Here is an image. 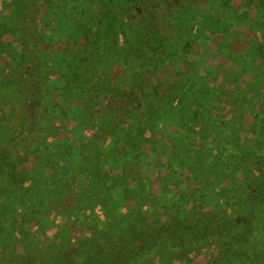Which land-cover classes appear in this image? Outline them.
I'll return each instance as SVG.
<instances>
[{"label":"rangeland","instance_id":"374dc122","mask_svg":"<svg viewBox=\"0 0 264 264\" xmlns=\"http://www.w3.org/2000/svg\"><path fill=\"white\" fill-rule=\"evenodd\" d=\"M56 1H59L58 7L53 11L56 19L51 21L50 27L44 28L39 24L40 22H37L40 21L39 18L37 21L34 19L35 23L37 22L36 25L41 27L35 28L33 25L30 30L24 28L22 38L17 34L11 36L0 29V78L10 74L6 68L11 58L9 53L16 58V53L22 50L25 44L40 61L43 73H38L41 81L37 84V89L38 93L41 92L42 98L47 99L46 105L44 104L37 118L35 110H32V115L29 114L27 117L26 106L21 107L17 101L23 92H20L18 87L23 84V80L16 85L17 95L13 87L0 92V117L4 114L5 117L10 118L12 111L15 110L16 116L23 119L21 122L24 127L27 126L29 118L31 122L37 119L39 133V140L28 142L24 152L12 156L10 160L14 162L13 164H17L18 180L24 188L15 195L16 200L32 214L33 222L28 225L29 222L25 217L17 220L18 226L19 224L21 226L19 232L23 237V241L16 244V253L19 255L0 258V264L4 260L10 262L13 261L12 258H19L26 252L24 247L27 245H30L29 248L32 249L29 251V259L33 264H93L99 259L98 256L78 251L80 249L78 242H84L82 238L92 237L94 231L95 237L101 236L106 216L98 207V190L93 191L90 187L82 188L74 179L78 174V168L83 165L81 163L85 161L82 157L85 154L81 155L79 147L81 144H86L87 138H82L70 130L65 131L67 127L70 128L73 125V121L66 118L65 111L62 109V107L67 109L68 104L77 106L79 101L84 100L87 95L80 87V79L73 81L68 67L69 61L73 60L77 54V49L83 48L84 43H87L84 40L86 34L92 37L90 45L93 46L91 51L94 53L90 55V58L93 60V65L98 64V67L101 64L104 65L102 69H99L98 75L104 80L103 88L108 92V97L102 99L105 109H110L107 105V100L110 98H117L120 101L117 107L133 109L151 91L149 82L154 83L156 88H162L160 82L167 80L181 85L187 78L193 77L192 72L206 79L204 81L214 88V94L206 93L205 95L207 107L213 106L216 102L214 96L223 95L226 92L237 95L235 99L228 97L227 101H223L219 110L212 109V113L216 112L214 117L207 114H201L198 117L184 114V121L167 123L168 125L164 126L158 125L152 135L145 132H139L140 137L137 134L132 135L133 138L136 136L140 145H144V139L147 143L157 142L158 144L146 155L149 164L139 157L138 160H133L130 168L137 177L141 176L138 193L144 197L148 196L150 203H138L140 196L135 195L133 202L121 205L120 211L125 215L127 210L136 204L139 213L143 215L139 218H146L148 224L153 217L157 220V226H154L156 232L152 234L151 241L166 240L170 242V245H181L182 248L184 244L188 245L186 252L181 250L176 254L155 251L150 260H145L143 257L141 263L264 264V192L258 190L259 186L264 185V133L261 132L264 127V62L253 61L258 63L253 65L251 63L254 71L241 74L242 69L245 71L243 66L246 67L243 59L236 57L235 62L230 66L225 58L227 55L234 56L233 54L236 53L240 55L242 53L240 48L228 49L221 57L214 53L215 48L207 50L201 45H195L191 52L183 53L181 47L185 35L182 30L179 31L177 28L176 33L168 30L166 36L163 35L165 34L164 26L161 23H158L161 27L160 36L150 37L156 48L154 60L148 61L149 56L146 53H143L142 59L129 57L126 59L128 61L117 60L112 50L114 38L110 36V33L105 34L111 28L120 27L118 24L116 26L117 20L114 22L116 17L113 13H109L107 18L102 16L99 20L100 24H97L98 29L95 35L87 30L89 26L87 18L92 16V12L104 10L110 5L117 9L123 6L121 1L115 3L111 0ZM186 1L194 8L198 5L196 10L199 11V15L203 13L204 7H199L201 4L199 0ZM238 2L239 0L235 5H238ZM1 3L0 23L3 24L11 13L3 10ZM165 4H168L165 10L172 4L180 9L179 0H166ZM209 7L210 5L207 8L213 14V8ZM165 10L164 13H167ZM106 11L109 12L108 9ZM149 12L152 14L147 18V23H144V32L140 28L132 27V32L127 35L130 46L126 51L132 55L140 53V48L144 49V35L149 34L156 27L154 18L158 13L150 10ZM230 13L232 15V12L226 9L222 19H226ZM41 14L43 15L44 12ZM59 18L62 19L63 24L61 30L57 22ZM244 29L239 28L237 32L242 33L243 36L247 33L246 37L249 39L252 31ZM39 30H42V33ZM29 31L34 34L33 37L27 34ZM187 36L194 40L196 27ZM64 38H69L72 44L64 42ZM216 39V41L221 40V35H216ZM117 45L124 46V37L121 39L117 36ZM100 56H102L101 60ZM84 59L87 61L86 57ZM51 64H54V67L50 68ZM215 65L221 66L222 72L213 73ZM90 73H83V77L87 79ZM133 80L140 82L143 86L139 88L137 84L131 82ZM27 91L26 95L20 98L21 101L26 102L29 98L30 92ZM5 93L10 94L5 95ZM57 95L66 98V106L61 107V104H57ZM29 100L30 98L28 102ZM15 104L17 107H14ZM53 104L58 105L54 108L55 110H51ZM109 112L115 119V112L113 110ZM130 114L122 116V118H130V121L128 119L123 121L122 126L127 127L131 124L133 115ZM82 117L81 114L77 115L79 122ZM120 126L118 125L119 128ZM184 126H187V129H184ZM90 133V131L87 132V134ZM123 138L120 137L121 140ZM69 144L70 146L67 147L66 145ZM93 155L92 151L88 156ZM143 155L140 153V156ZM114 159L120 160V155L114 156ZM44 164L48 168L54 167L53 172L48 171V175L52 174V176L54 171H58L57 165L66 168L56 178L57 181H62L63 179L60 180V178L66 175L67 183L54 185V188L48 191L42 190L43 199L50 194L52 197L54 195L58 197L70 193L76 198L78 196L83 198L84 203H77L74 197H69V206L65 211L60 210V214H57L59 211L56 209L54 214L45 213L43 199L38 205H34L29 194H25V190H30V184L35 180L36 175L40 174L41 177L43 172L38 170L40 165ZM36 168H38L37 172ZM71 168L75 170L71 171ZM106 170L105 167L104 171ZM171 171L178 178V185L173 187L167 183L168 189L163 192L159 182H167L168 173L171 174ZM110 172L113 171L110 170ZM145 172L148 173L146 174L148 180H144ZM67 174H71L72 177H68ZM51 178L47 177L43 181L44 186L41 187L45 189L46 185L49 186ZM10 183V181L6 182L8 188ZM5 190L4 188L0 191L7 194ZM249 190L254 194L250 195ZM3 204L6 202L4 201ZM13 205L11 201L6 205L9 207L4 211L7 217L22 213L17 208L19 205ZM95 219L97 222L93 223ZM115 220L116 218L113 221ZM58 229L62 230L61 233L68 235L70 243L75 245H68V241L57 247L60 244ZM47 245L49 248L45 252V257L38 248H44ZM67 249L72 253L69 258L65 256L68 253H63ZM141 249L145 250L143 247L138 251Z\"/></svg>","mask_w":264,"mask_h":264},{"label":"trees","instance_id":"16d2710c","mask_svg":"<svg viewBox=\"0 0 264 264\" xmlns=\"http://www.w3.org/2000/svg\"><path fill=\"white\" fill-rule=\"evenodd\" d=\"M55 1L56 0H1L2 3H0L3 10L9 11L11 14L6 18L3 24L0 23V29L11 36L17 34L18 37L22 38V33L25 32L24 28L30 30V27L33 25L35 28L36 26L41 27V25L44 28L50 27L52 24L51 21L56 19V15H54L53 11L58 7L59 1ZM111 1L112 3L121 1L123 6L117 9L112 5L108 6V8L105 7L104 10H101L102 16L113 13V16L116 17L119 13L129 11L128 8H126L127 6L132 5L131 7H133L135 3L142 2V0ZM185 1L186 0H179L180 9H177L175 5L172 4L165 10L167 13H164V11L160 10V7H164V0H144V3H146L150 11L160 15L156 27H154L149 34L144 35L146 41H144V49L140 48V53L133 55L126 51L130 43L127 39L128 36L124 33L123 27L120 26L116 29L113 39L114 47L112 49L113 53H115V58L125 61H128L126 59H129V57L133 59H142L143 53H146L149 56L147 59L148 61L154 60L156 48L150 37L156 38L160 36L159 32L161 27L158 26V23H161L164 26L165 34L163 35L167 36L168 30H173L174 33L177 32V28L179 31L182 30L185 35L181 47L183 53L186 51L191 52L195 45H201L207 50L215 48L214 53L219 54L221 57L228 49L233 50L240 48L242 50L240 55L236 53L233 54L234 56L227 55L225 58L231 66L233 62H235L236 57H241L247 67L243 66L246 72L242 69L241 74L254 71L253 67H251V63L253 65L257 62L253 61H259L260 63L264 62V0H239L238 5H235L238 0H199L201 2L199 7H204V11L200 13V15L198 14L199 11L196 10L198 5L194 8L189 2L187 3L186 1L185 3ZM116 5L118 6V3ZM209 5L213 8V14L207 8ZM154 7L156 8L153 9ZM107 9L109 12L106 11ZM226 9L230 10L232 15L230 13V16L226 19H222ZM113 10H117V13H114ZM43 12L44 14L42 15L41 13ZM37 18H39L40 21H37ZM34 19L40 22L39 24L41 25H36L37 22L35 23ZM57 22L61 30L63 28L62 19L59 18ZM194 27H196V36L194 40H191L187 35H190ZM239 28L251 30V37L247 39V33L243 36L242 33L237 32ZM39 31L42 33V30ZM119 33L124 36V46L117 45V36ZM27 34L31 37L34 36L31 31ZM86 35L84 40L87 43H84L85 46H83V48L77 49V54L74 59L69 61L67 58H64L66 61H69V74L73 76V81L80 79V87L87 93L85 96L86 98L79 101L77 106H71L70 104L66 106V98L60 95L56 96L57 104H61V107L64 105L67 107V109L62 107L65 111L66 118L73 121V125L70 128L67 127L65 131L70 130V132L74 134L77 133L82 138H87L86 144H81L79 147L81 155H83V153L85 154V156H82L85 161L81 163L85 167L81 165L79 167L81 170L78 168V174L75 175L76 177H74V179L82 188L90 187L93 191L98 190V207L106 216L101 236L95 237L94 231L92 237L82 238L84 242H78V247H80L78 251L98 256L99 259L93 264H143L141 263L143 257L145 260H150L155 251L173 254L181 250L186 252L188 245L185 244L182 248L181 245H170V242L166 240L159 242L151 241L152 234L156 232L154 229L156 227L154 226H157V220L153 217L148 224L145 220L146 218H141L143 215L141 212L139 213L136 204H133L125 215L120 211L121 205L133 202V197L135 195L140 196L138 203H150L148 196L145 195L144 197L138 193L140 192L139 189L141 184L139 180H141V178L139 177L141 176L137 177L130 168L132 167L133 160H138L139 157L149 164L146 155L152 152L158 144L157 142L147 143L144 139V145H140L138 144L136 136L133 138L132 135L137 134V136L140 137L139 132L152 135L158 125L164 126L167 123L173 124L172 122L184 121V114L197 117L201 114H207L214 117L213 115L216 114V112L212 113V109L216 111L219 110L223 101H227L228 97L230 99H235L237 95L232 92H226L223 95L214 96L216 102L213 106L207 107V98L205 95L206 93L208 95L214 94V88L208 85L207 81H204L206 79L201 78L196 72H192L191 75L193 77L187 78L181 85L167 80L160 82L163 86L162 88H156L154 83L149 82L151 91L148 92L144 100L139 101L133 109L117 107L120 104L117 98L108 99L107 105L110 109H105L104 104H102V99L103 97H108V92L103 88L104 80L100 79L98 75L99 69H102L104 65L101 63L99 67L98 64L93 65V60L90 58V55L94 53V51H91L92 46L90 45L92 37L91 35ZM216 35H221V40L216 41ZM19 40L21 41L22 39ZM64 42L72 44L69 38H64ZM208 43H210V45H208ZM27 47L28 46L24 44L22 50L16 53V58L12 53H9L11 58L6 68L10 74L0 78V92L1 90L5 91L9 87H13L17 95L18 89L16 85H18L19 81L23 80V84L18 86L19 91L23 92L20 94L17 101L21 107L26 106L27 117L32 113V110H35V117L37 118L46 105L47 99L42 98L41 92L39 91L38 93L37 89V84L41 81L40 78H38V73H43L40 67V61L35 58L34 52L29 51ZM83 56H87V61ZM101 58L102 56H100V60ZM236 64H238L237 61ZM53 65L54 64H51L50 68L54 67ZM122 66H124V63ZM216 71L222 72V67L215 65L213 73ZM85 72H91L87 79L83 77V73ZM125 77L128 78V76ZM131 82L137 84L139 88L143 86L140 82L135 80ZM27 90L30 92L29 102V98L26 102L21 101L20 98L26 95L28 92ZM10 93H5V95ZM118 96L119 94L117 97ZM15 99L16 96L14 97V100ZM58 105L56 106V104H53L51 110H55L54 108H57ZM14 107H17V104H15ZM129 107L131 108L130 105ZM110 110L115 112V119H113L109 112ZM79 114L83 116L80 122L77 118ZM126 114L133 115L131 116L132 122L127 127L124 125L122 126L124 123L123 121L127 119L130 121L129 117L122 118V116ZM22 120L23 119H19L16 116L15 110L12 111V116L10 118L5 117L4 114L0 117V190L5 188V191L8 192L5 194L3 191H0V258H6L7 256L16 257L15 255H19L16 253V244H18V242L21 243L23 237L19 232L21 226L20 224L18 226L17 220H22L25 217L26 221L29 222L28 225L33 222L32 214L27 212L23 204L16 200L15 195H18L24 188L20 180H18L19 174L17 164H13L14 162L10 161L12 156L24 152L23 150L28 146V142L31 140H39L37 119L31 122L29 118L26 127L23 126ZM93 120L95 122H93ZM118 125L122 127L120 126L119 128ZM183 128L187 129V126ZM88 131L91 133L87 134ZM118 132L121 133V135H119ZM261 132L264 133V127ZM121 136L124 137L122 140L120 139ZM66 146L68 147L70 144ZM92 151L94 155L89 157L88 155ZM140 153L144 155L140 156ZM116 155H120V160L114 159ZM41 165L39 170L36 168V172L38 170V172L41 171L43 174H41V177L40 174L36 175V178H34L35 180L30 184V190H25V194H29L34 205H38L43 199L44 194L42 190L48 191V189L54 188V185H65L67 183V178H65L66 175L60 178V180L63 179L62 181H57L56 178L59 176L60 172L66 170V168L57 165L58 171H54V175L52 176V174L48 175V171L53 172V170H55L54 167L48 168L46 164L43 166ZM105 167L107 168L106 171H104ZM70 170L74 171L75 169L71 168ZM110 170L113 172H110ZM146 174L148 173H144V180H148ZM174 174V172L171 174L168 173L167 182H159V184L162 185L161 189L163 192L168 189L167 183H170L173 187L178 185V178ZM67 175L68 177H72L71 174ZM47 177L52 178L48 183L49 186L46 185L44 189L41 186H44L43 181ZM9 181L11 182L9 185L10 189L6 184V182L8 183ZM258 190L264 192V185L259 186ZM249 194L253 195L254 193L249 190ZM69 197H74L77 203H84L83 198L80 196L76 198L70 193L58 197L55 195L52 197L50 194L49 197L45 196L42 200L45 213L54 214L55 209L59 211L57 214H60V210L65 211L69 206ZM4 201L6 204H3ZM10 201L14 204L13 206L19 205L17 208H19L23 214H13L7 217L4 211L9 208L6 207V205H8ZM86 201L88 202V200ZM139 216L141 217L139 218ZM175 216H177V214H175ZM114 218H116L115 221H113ZM92 222L96 223L97 219ZM61 232L62 230L58 229L60 244H58L57 247H59L61 243L69 241L68 235ZM67 244L75 245L74 243H70V241ZM29 247L30 245L24 247L26 252L19 258L16 259L11 257L13 261L8 262V260H4L2 264H33L29 259V251H32ZM143 247L145 250L141 249L138 251V249ZM48 248L49 245L44 248H38V250L45 256V252H47ZM63 253H68L65 255L67 258L72 255L68 249ZM47 259L51 261L49 257H47Z\"/></svg>","mask_w":264,"mask_h":264},{"label":"flooded vegetation","instance_id":"af4514ba","mask_svg":"<svg viewBox=\"0 0 264 264\" xmlns=\"http://www.w3.org/2000/svg\"><path fill=\"white\" fill-rule=\"evenodd\" d=\"M165 2H166V0H164V4H165ZM138 3H135V5H133V7H131L132 5L127 6L126 8H128L129 11H127V12L124 11L122 13H119L116 16V18H114V22L117 20L115 22L116 26H117V24L122 26L124 28V31H125L124 33L126 35H129L130 32H132L131 31L132 27H137L138 29L140 28V30H142V32H144V23L145 24L147 23V18L149 17V15L152 14L151 12H149V9L147 8L146 3H144V0H142V2H140L139 5H138ZM160 6H162V5H160ZM167 6H168V4H165L164 7H160V10L164 11L165 7H167ZM157 7H159V6H157ZM155 8L156 7H154L153 9H155ZM94 12H92V16L89 17V19L87 18L88 25H89L88 26V28H89L88 32L92 35L96 34V30L98 29L97 24H100L99 20L102 17V15H101L102 12L100 10H96ZM113 12L117 13V10H113ZM99 16H100V18H99ZM103 16L105 18L108 17V15H103ZM155 16L156 17L154 18L155 19L154 23L157 24L158 17H160V15L155 14ZM116 29L111 28V30H109L108 32H105V34L110 33V36H113V38H114ZM118 36L121 37V39L124 37L123 34H121V33H119ZM92 48H93V46H92ZM85 57H87V56H85ZM109 77H110V75H109Z\"/></svg>","mask_w":264,"mask_h":264}]
</instances>
